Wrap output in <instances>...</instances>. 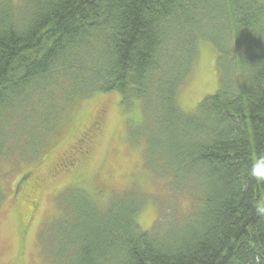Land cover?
<instances>
[{
  "label": "trees",
  "instance_id": "trees-1",
  "mask_svg": "<svg viewBox=\"0 0 264 264\" xmlns=\"http://www.w3.org/2000/svg\"><path fill=\"white\" fill-rule=\"evenodd\" d=\"M2 2L0 123L18 114L24 127L20 108L54 79L66 81L65 99H140L160 112L146 164L192 200L188 214L147 231L136 221L143 198L101 211L73 191L45 238L51 264H264V0ZM201 39L216 48L221 81L184 114L174 92Z\"/></svg>",
  "mask_w": 264,
  "mask_h": 264
},
{
  "label": "rangeland",
  "instance_id": "rangeland-1",
  "mask_svg": "<svg viewBox=\"0 0 264 264\" xmlns=\"http://www.w3.org/2000/svg\"><path fill=\"white\" fill-rule=\"evenodd\" d=\"M10 2L21 9V0ZM166 56L179 62L170 52ZM217 58L208 40L198 41L174 92L182 113L195 112L218 89ZM65 85V80L54 79L43 97L27 98L20 108L24 127L18 114L0 123V264L55 262L51 240L45 238L69 210L66 202L75 196L73 191L101 211L115 198H143L136 221L147 231L170 214L180 217L191 211L187 187L173 188L170 174L154 173L146 164L145 140L158 122L150 115L158 118L160 112L145 110L140 99L124 104L116 91L65 99ZM57 244L63 245L59 239ZM67 250L69 257L75 252Z\"/></svg>",
  "mask_w": 264,
  "mask_h": 264
}]
</instances>
